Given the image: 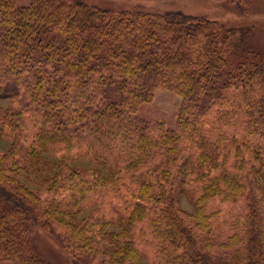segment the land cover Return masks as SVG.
Masks as SVG:
<instances>
[{"label":"trees","instance_id":"16d2710c","mask_svg":"<svg viewBox=\"0 0 264 264\" xmlns=\"http://www.w3.org/2000/svg\"><path fill=\"white\" fill-rule=\"evenodd\" d=\"M160 88L173 129L138 116ZM0 101V264H50L38 227L74 264H264V48L241 26L0 0Z\"/></svg>","mask_w":264,"mask_h":264},{"label":"rangeland","instance_id":"374dc122","mask_svg":"<svg viewBox=\"0 0 264 264\" xmlns=\"http://www.w3.org/2000/svg\"><path fill=\"white\" fill-rule=\"evenodd\" d=\"M235 0H84V2L114 10H143L147 12H165L179 10L187 14L217 19L227 25L241 26L251 44L259 49L264 48V0H245V10L237 11ZM29 0H18L19 5L27 4ZM243 25V26H242ZM8 105L0 101V106ZM181 99L163 88L155 91L151 103L144 104L138 111V116L148 123L162 122L173 129L179 112ZM10 146V141L0 138V151L4 152ZM80 166L86 167L84 162ZM27 182V179H23ZM179 206L187 212L192 206L184 196L178 198ZM34 239L37 247L50 264H74L62 250L59 242L43 232L40 227L35 229ZM7 264H17L12 261ZM140 264H144L141 262ZM217 264V263H216ZM218 264H220L218 262Z\"/></svg>","mask_w":264,"mask_h":264}]
</instances>
